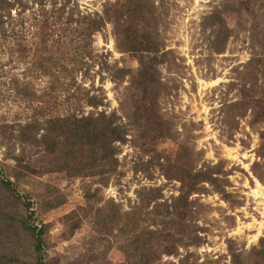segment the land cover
<instances>
[{"label":"rangeland","instance_id":"1","mask_svg":"<svg viewBox=\"0 0 264 264\" xmlns=\"http://www.w3.org/2000/svg\"><path fill=\"white\" fill-rule=\"evenodd\" d=\"M49 1L57 8L68 3L57 23L61 25L71 8L77 7L83 16L101 14L105 5L116 0ZM148 1L150 27L161 48L159 86L148 95L156 99L152 112L157 113V123L151 129L144 119L137 121L142 101L133 85L139 73L138 56L123 51L112 23L94 34L92 56L84 60L86 64L74 68L71 75L56 74L61 81L54 84L56 75L45 76L31 65L42 38V32L33 27L39 7L32 3L15 8L13 18L6 11L5 28L16 34L0 35V131L10 124L14 133L8 137L0 133V167L23 197L0 184L1 256L16 254L30 261L34 255L32 237L2 219L12 213L44 228L47 261L129 264L120 248L122 240L115 239L117 230L110 233L97 224L95 211L117 206L122 213L135 209L140 214V231L155 230L154 215H149L154 205L173 204L187 189L184 179L213 169L228 196L210 183H199L188 200L191 214L170 231L178 251L161 252L152 264H232L230 245L243 252L248 264H254L255 256L249 255L264 237V76L257 72L264 61L255 60L264 58V0ZM54 29L48 25L46 32L52 34ZM17 47L28 48L26 59ZM18 85H28L38 99L25 101L17 92ZM101 112L114 114L116 123L128 133L125 143L116 144L119 167L107 185L100 177L73 178L65 172H50L48 165L39 162L43 147L21 144L16 138L20 125L33 120L43 124L51 116ZM13 157L31 159L44 173L16 178ZM151 189L161 199L144 208V200L152 197ZM85 194L95 196L91 198L95 210L90 213ZM71 214L73 220L66 224L65 217ZM155 247L159 250L158 243Z\"/></svg>","mask_w":264,"mask_h":264},{"label":"trees","instance_id":"2","mask_svg":"<svg viewBox=\"0 0 264 264\" xmlns=\"http://www.w3.org/2000/svg\"><path fill=\"white\" fill-rule=\"evenodd\" d=\"M32 3L39 7L38 14L36 11L34 12L33 27L42 32L41 44L34 52L35 56L31 62L32 69L51 77L56 74L59 75L61 72H67L71 75L72 72L74 73V68L85 65L84 60L92 56L90 42L94 34L100 32L108 23H112L115 29L116 42L122 45L123 51L138 56L139 73L133 85L139 89L142 101L136 110V113L140 114L137 121L144 119V122L151 129L155 122L157 123L155 119L157 113L152 112L154 109L152 104L155 105L156 99L153 101V98H149L148 95L159 86L157 75L159 57L157 55L161 52V48L155 41L150 27V11L152 10L150 2L148 0H116L109 6L105 5L101 14L95 12L94 15L89 16H83L81 11L77 12V7H74L70 9L71 12L65 23L60 25L57 23L68 7L67 2L57 8L58 6L49 0H0V35L2 37H12L16 34V32L10 34L9 30L5 28L7 24L5 17L8 16L6 11H11V16L13 9L26 8ZM48 5H52L51 10L48 9ZM22 13L17 12L18 15ZM51 20H54V23H51ZM48 25H54V30L57 32L53 31L52 34L46 32ZM50 35H57V37L52 41L49 39ZM15 50L22 52L20 54L22 59L27 58L28 48L17 47ZM255 60L259 63L264 61V58L257 57ZM57 67H63V70L56 71L55 68ZM257 72H262L264 76V66ZM58 75L52 79L54 84L61 81V76ZM17 92L25 101H34L39 97L37 92L30 89L28 85H18ZM91 102L96 104L94 100ZM261 108L264 112V97L261 99ZM12 128L14 129V126L4 124L1 126L0 133L8 137L9 132L14 133ZM154 130L159 133V129L154 128ZM127 135L126 128L116 123L114 114L108 115L101 112L98 115L91 114L81 117L77 114L51 116L43 124L39 120H33L20 125L16 138L21 144L36 145L40 149L43 147L44 155L40 157L39 162L43 163V167L44 163L48 165L50 172H65L73 178L80 176L100 177L103 184L107 185L110 176L116 173L119 167L116 144L125 143ZM163 135L165 134L163 133ZM163 135L161 134V136ZM13 159L15 165L11 168L16 170V178L27 174L44 173V170L42 172L34 167L31 159L26 160L22 157H13ZM3 173L4 168L0 167V184L16 197L22 198L23 196L19 194L15 181L12 178H5ZM215 175L217 173L213 169L194 173L191 177L186 178L187 180L184 179L187 189L182 190L173 204L156 203L153 207L154 211L149 214L153 213L154 215L151 218V225L157 227L155 230L140 231V214L135 209L122 213L118 206L106 211L96 210V223L105 226V229L107 228L110 233L117 230L115 231L117 232L115 239L122 240L120 248L126 255L129 264H152L155 259H158L156 257L159 253L173 254L178 251L176 242H171L174 237L171 233L172 228L177 224L182 226L183 222L187 220L188 214H191L188 200L199 183H210L216 186L218 191L228 196L227 192L218 185L219 178ZM156 192L158 191L151 189L152 197L148 200L142 198L144 208H149L150 203L161 199V195H156ZM93 197L95 196L85 194L88 213L95 210V206L91 204ZM26 203L31 205L30 202ZM74 215H67L65 223L69 224ZM4 218L17 224L32 237L34 255L30 261H25L16 254H13L12 257L0 255V264H54L45 260L43 227L39 228L25 216L11 213L7 216L4 214L2 219ZM85 219L86 216L83 219L80 218L79 222L72 226L70 233L74 232L81 225V221ZM156 243L159 244V250L155 247ZM230 255L232 264H248L243 252L233 249L231 245ZM249 256H255L254 264H264V237L260 239L259 245L253 248Z\"/></svg>","mask_w":264,"mask_h":264},{"label":"bare ground","instance_id":"3","mask_svg":"<svg viewBox=\"0 0 264 264\" xmlns=\"http://www.w3.org/2000/svg\"><path fill=\"white\" fill-rule=\"evenodd\" d=\"M259 237V236H258ZM255 238L257 239V235L255 236Z\"/></svg>","mask_w":264,"mask_h":264}]
</instances>
